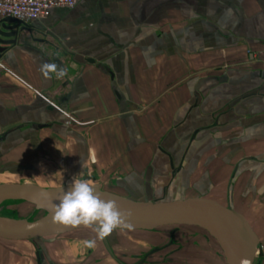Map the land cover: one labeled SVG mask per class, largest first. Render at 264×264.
<instances>
[{
    "label": "crops",
    "instance_id": "crops-1",
    "mask_svg": "<svg viewBox=\"0 0 264 264\" xmlns=\"http://www.w3.org/2000/svg\"><path fill=\"white\" fill-rule=\"evenodd\" d=\"M24 25L0 45L1 184L209 199L246 220L264 261V0H77ZM167 234L0 239V264L207 262L198 243L159 251Z\"/></svg>",
    "mask_w": 264,
    "mask_h": 264
},
{
    "label": "water",
    "instance_id": "water-1",
    "mask_svg": "<svg viewBox=\"0 0 264 264\" xmlns=\"http://www.w3.org/2000/svg\"><path fill=\"white\" fill-rule=\"evenodd\" d=\"M26 29L23 22L14 18L0 21V45L14 43L18 34ZM2 49L0 48V51ZM98 195L104 200H114L118 208L128 214L131 228L116 230L152 231L164 226L198 227L217 243L225 264H253L258 252V238L246 220L231 208L205 198H187L172 202H136L103 191L94 184ZM69 185L58 188H40L31 183L0 184V206L9 201L26 202L44 215L39 219H12L0 216V239L9 241H32L59 236L84 227H72L53 223V206ZM39 264V263H38Z\"/></svg>",
    "mask_w": 264,
    "mask_h": 264
},
{
    "label": "clouds",
    "instance_id": "clouds-1",
    "mask_svg": "<svg viewBox=\"0 0 264 264\" xmlns=\"http://www.w3.org/2000/svg\"><path fill=\"white\" fill-rule=\"evenodd\" d=\"M41 73L51 78L55 73L57 78H63L66 70L54 63L45 62L40 66ZM53 223L72 227L90 228L96 238L103 240L120 227L131 228L128 214L122 212L114 200H104L98 195L95 186L87 179L73 177L70 185L59 198V203L53 206ZM94 246L95 240L86 242ZM242 264H247L243 261Z\"/></svg>",
    "mask_w": 264,
    "mask_h": 264
},
{
    "label": "rangeland",
    "instance_id": "rangeland-1",
    "mask_svg": "<svg viewBox=\"0 0 264 264\" xmlns=\"http://www.w3.org/2000/svg\"><path fill=\"white\" fill-rule=\"evenodd\" d=\"M20 180H22V178H20ZM22 183H24L23 180L20 181L19 184H22ZM26 183H30V182H26ZM0 184H1V181H0ZM127 199L136 201V202H145V201H140L139 199H134L133 197L127 198ZM162 202H169V201H162ZM43 215L44 214L42 212L35 210V208H33L32 206H29L26 203H22L18 201L5 202L0 206V216L1 217H8L12 219H26L28 221H33V220L39 219ZM160 231H168V234L163 240L161 245H163V243L168 241V243L172 242V245L174 247L177 246L178 249H182V245H184L183 242L185 243L188 241L193 242L194 245L195 243H198L199 245H201V248H204L210 251L207 255L209 257H207V262L205 264H215L216 259H217L216 256H218V254L220 253V250L218 249L215 241L211 237H209L207 233L202 232L201 230L197 228H188L184 226L160 227V228L155 229L151 233H158ZM204 249L200 251H203ZM261 251H262L261 244L258 243V252L256 254L253 264H264Z\"/></svg>",
    "mask_w": 264,
    "mask_h": 264
},
{
    "label": "built area",
    "instance_id": "built-area-1",
    "mask_svg": "<svg viewBox=\"0 0 264 264\" xmlns=\"http://www.w3.org/2000/svg\"><path fill=\"white\" fill-rule=\"evenodd\" d=\"M77 0H0V18H14L23 23L47 18L52 10L72 9ZM264 58V51L258 53Z\"/></svg>",
    "mask_w": 264,
    "mask_h": 264
},
{
    "label": "trees",
    "instance_id": "trees-1",
    "mask_svg": "<svg viewBox=\"0 0 264 264\" xmlns=\"http://www.w3.org/2000/svg\"><path fill=\"white\" fill-rule=\"evenodd\" d=\"M21 202V201H20ZM22 203H26V202H22ZM26 204H28V203H26ZM29 206H32L33 208H34V206L33 205H31V204H28ZM39 212H42V211H39ZM43 213V212H42ZM44 214V213H43ZM164 227H166V226H164ZM184 227H188V228H197V229H199V230H201L202 232H205L204 230H202V229H200V228H198V227H194V226H184ZM122 231H125V230H122ZM138 231H141V230H138ZM152 231H154V230H152ZM152 231H145V232H152ZM205 233H207V232H205ZM209 236V235H208ZM210 237V236H209ZM170 238H171V236H170ZM213 239V238H212ZM214 240V239H213ZM167 242V243H166ZM165 243H163V245L161 246V248L159 249V251H163L164 250V248H165V246L166 245H168L169 243H168V241H166ZM216 243V242H215ZM217 244V243H216ZM217 247H218V245H217ZM218 249H219V247H218ZM220 250V249H219ZM220 254L222 255V253H221V251H220ZM222 257H223V255H222ZM224 259V258H223ZM225 262V261H224Z\"/></svg>",
    "mask_w": 264,
    "mask_h": 264
}]
</instances>
